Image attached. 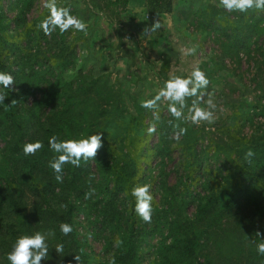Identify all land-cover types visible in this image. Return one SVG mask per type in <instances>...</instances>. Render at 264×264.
I'll use <instances>...</instances> for the list:
<instances>
[{"label":"trees","instance_id":"16d2710c","mask_svg":"<svg viewBox=\"0 0 264 264\" xmlns=\"http://www.w3.org/2000/svg\"><path fill=\"white\" fill-rule=\"evenodd\" d=\"M33 2L19 1L13 29L8 19H0V71L11 73L15 82L10 89L0 85V93L6 96L5 105L16 101L7 110L0 104V264H9L6 254L18 237L37 231L51 235L46 239L49 255L41 264H78L75 255L81 256L80 264H108L109 254L116 264H144L140 253L152 241H157L156 249L146 264H264V256L256 251V233L264 234V106L259 99L257 113L234 114L226 126L203 125L197 131L159 111L157 143L139 148L142 136L134 127H143L148 110L142 108L139 115L111 125L114 113L123 115L125 110L119 107L120 94L110 92L109 75L80 77L78 71L68 77L74 70L68 63L74 56L73 43L68 44L58 28L46 36L39 27L50 10L25 20ZM104 2L96 7L104 8L108 18L130 23L139 19L128 9L129 0ZM144 3L149 20L173 14L177 6L176 0ZM189 4L182 1L181 7ZM194 15L196 28L218 43L221 62L245 57L264 65V10L238 16L221 12L218 17H207L202 10ZM17 32L20 38L14 40ZM205 59L217 63L216 58ZM257 72L264 75L261 68ZM231 73L241 83L239 73ZM258 85L264 89V84ZM255 115L262 122L253 125ZM147 117L153 121L151 114ZM174 125L187 128V133L177 137ZM248 125L253 128L244 133ZM205 126L214 128L222 141L212 140ZM98 132H103V147L95 160L82 161L79 168L65 165L63 183H57L48 167L54 155L49 137L80 139ZM35 141H41L43 149L24 156L23 145ZM249 150L254 153L251 163L245 159ZM173 152L179 159L167 170ZM143 159L155 160L154 166L143 168ZM136 184L151 185V223L134 211L131 189ZM89 186L96 194L85 200ZM80 217L89 222L92 238L102 242L100 260L89 253L86 237L78 233ZM62 222L72 226L70 235L60 232ZM117 239L123 242L118 247ZM58 243L64 245L61 256L55 251Z\"/></svg>","mask_w":264,"mask_h":264},{"label":"rangeland","instance_id":"374dc122","mask_svg":"<svg viewBox=\"0 0 264 264\" xmlns=\"http://www.w3.org/2000/svg\"><path fill=\"white\" fill-rule=\"evenodd\" d=\"M19 1L0 0V19H8L10 30L15 26L13 19L19 15L21 6ZM182 1L186 4L189 1V7L185 9L181 7ZM176 2V10L171 15L153 17L150 20L140 15L139 19L130 23L124 19L108 18L104 8L100 10L96 7L97 3L104 4V0H58V6L71 8L73 15L88 23V35L78 32L73 34L71 29L62 34L66 42L73 43L74 46V56L68 59V63L74 65V70L68 74V77L74 78L78 71L81 72L80 77L109 75L110 92L114 95L120 94L119 107L125 110L123 115L114 113V117L109 120L111 125L120 122L121 119L127 121L129 115L135 116L137 113L139 115L143 108L142 101L153 98L156 91L163 86V82L169 79L170 74L187 77L194 67H199L211 82L208 91L214 94L218 105L216 124L226 126L224 124L230 121L227 118L234 114L240 115L247 113L246 111L257 113L260 109L259 105H255L257 99L264 106V89L258 85L259 82L264 84V75L257 72L259 68L264 71V65L252 63L245 57L242 59L240 57L241 63L239 60H237L239 63L234 61V57L232 60L227 58L221 62V58H218V43L202 34L200 28H196L197 16L194 13L198 11L203 10L207 17L210 15L218 17L221 12L238 16V12H227L217 7L218 0H176ZM44 3L45 0H34L31 8L24 14L25 20L30 22L46 13L49 9L44 7ZM156 19L161 21L162 28L151 35H144V29L151 26ZM117 26L120 30L118 28L115 30ZM19 38L20 32L14 33V40ZM191 47L196 48V54L182 56L180 49ZM206 57L216 58L217 63H210L205 59ZM232 70H235V74L239 73L242 78L241 83L231 73ZM30 100L32 101L31 98L29 102ZM143 109L149 112L144 111L146 117L141 123L143 127H134V132L142 136L139 148L157 143L156 133L148 132L153 121L147 115L152 116V112ZM159 111L167 112V104L162 103ZM252 121L253 125H256L262 122V118L255 115ZM186 124L195 131L203 126ZM246 126L243 127V132L250 133L249 127L253 128V126ZM205 129L214 132V128L205 126ZM171 139H176V136H171ZM211 139L215 142L222 141V137L216 132L211 135ZM206 141L203 145H206ZM172 157L173 160L167 164V170L179 159L174 152ZM143 161L148 163H143V168H152L155 164V160L143 159ZM213 166L211 164L210 168L212 169ZM174 181L175 176L171 175L170 183ZM77 230L80 237H86L91 250L89 253L98 260L102 259V242L92 238L91 226L83 217L78 219ZM50 238L51 235L46 233V239ZM156 242L152 241L150 247L140 253L144 264L148 262L150 253L156 249Z\"/></svg>","mask_w":264,"mask_h":264},{"label":"clouds","instance_id":"9594fccd","mask_svg":"<svg viewBox=\"0 0 264 264\" xmlns=\"http://www.w3.org/2000/svg\"><path fill=\"white\" fill-rule=\"evenodd\" d=\"M44 7L50 10V15L42 20L39 27L46 36L51 35L57 28L60 34L68 32L70 29L75 33L88 35V23L83 19L72 14L71 8L59 7L58 0H45ZM217 7L227 12L247 13L251 9L264 10V0H218ZM162 23L156 19L154 23L144 29V35H151L162 28ZM182 56L195 55L196 48L180 49ZM210 80L206 74L199 68L194 67L187 77L171 75L169 79L163 82L153 98L142 101L141 107L149 109L152 112L153 124L148 128L149 133L156 131V123L161 119L159 108L162 103L167 104V112L176 121H183L193 126L213 125L217 120L218 105L214 94L208 91ZM14 77L11 73L0 71V85L4 89H10L14 85ZM12 90V89H11ZM191 99V103L188 101ZM6 96L0 93V104H3L5 110L16 103L12 101L11 105H5ZM178 128L176 136L179 137L187 133V128ZM103 132L92 134L87 138L60 140L53 135L48 139L49 151L54 153L48 161V167L52 171L57 183H63V173L65 165L81 167V162L95 160L98 151L103 147ZM44 144L41 141L28 142L22 147L24 156H35L38 151L43 149ZM254 153L249 150L245 159L251 163V157ZM89 178V185H90ZM96 194V189L89 186V191L84 194V199L89 200ZM131 196L135 199L134 211L136 215L145 223H151L153 213V196L151 195V185L136 184L131 189ZM59 230L64 236L72 233L73 228L69 223L62 222ZM260 232L256 233L259 242L256 244V251L260 256H264V239L260 238ZM123 242L119 239L116 246ZM55 251L61 256L64 251V245L58 243ZM83 251V250H81ZM49 255V245L46 240V234L35 232L31 235H21L12 245L11 250L6 254L9 264H41L47 260ZM108 264H116L115 257L109 254ZM74 259L80 264L81 256L75 255Z\"/></svg>","mask_w":264,"mask_h":264},{"label":"crops","instance_id":"0c3cea01","mask_svg":"<svg viewBox=\"0 0 264 264\" xmlns=\"http://www.w3.org/2000/svg\"><path fill=\"white\" fill-rule=\"evenodd\" d=\"M144 1L143 0H129L128 9L131 13H138L139 16L145 17V9H144ZM165 15H159L158 17L161 18Z\"/></svg>","mask_w":264,"mask_h":264}]
</instances>
